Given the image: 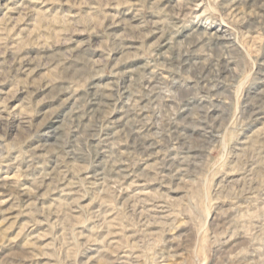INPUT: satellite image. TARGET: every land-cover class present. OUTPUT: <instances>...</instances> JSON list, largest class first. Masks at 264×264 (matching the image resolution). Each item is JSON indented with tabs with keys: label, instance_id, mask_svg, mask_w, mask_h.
<instances>
[{
	"label": "rangeland",
	"instance_id": "1",
	"mask_svg": "<svg viewBox=\"0 0 264 264\" xmlns=\"http://www.w3.org/2000/svg\"><path fill=\"white\" fill-rule=\"evenodd\" d=\"M0 264H264V0H0Z\"/></svg>",
	"mask_w": 264,
	"mask_h": 264
}]
</instances>
